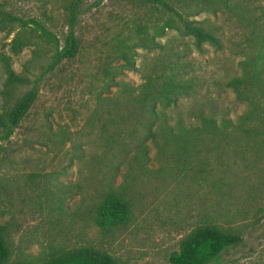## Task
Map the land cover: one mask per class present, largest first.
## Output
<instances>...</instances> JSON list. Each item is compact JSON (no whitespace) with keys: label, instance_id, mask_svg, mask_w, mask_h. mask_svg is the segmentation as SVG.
Returning a JSON list of instances; mask_svg holds the SVG:
<instances>
[{"label":"rangeland","instance_id":"1","mask_svg":"<svg viewBox=\"0 0 264 264\" xmlns=\"http://www.w3.org/2000/svg\"><path fill=\"white\" fill-rule=\"evenodd\" d=\"M0 1L23 17L40 18L63 44L73 0ZM197 1L193 9L215 23L223 46L200 53L174 31L157 36L172 40L163 50L173 48L179 60L172 51L162 52L153 45L155 22L161 15L138 0H78L74 24L78 53L48 70L50 43L36 40L35 46L13 53L9 43L17 29L10 34L0 29V51L10 55L16 71L26 77L11 98L33 86L36 91L25 117L8 138L0 139V221L12 223L10 264L47 247L83 244L111 254L117 264H168L181 239L202 221L240 236L237 245L223 252L222 264H264V190L248 195L235 187L221 196L192 177L173 176L170 152H162L156 160L152 142L148 163L152 169L163 164L166 171H140L131 158L133 142L125 144L130 152L126 155L111 149L104 138L106 116L97 96L104 94L105 69L122 63L123 46L132 47L134 68L115 72L121 83L136 85L161 76L159 60L184 63L183 77L193 79L198 93L181 97L178 105L165 108L167 112L195 120L189 110L203 108L217 117H234L243 109L244 103L224 83L238 71L243 49L238 46L243 42L239 24L220 10L215 16L217 6L208 0ZM186 2L193 1L179 4ZM4 75L0 62V85ZM2 100L0 95V105ZM140 120L122 124L130 130L139 127ZM113 189L128 199L132 213L122 224L100 228L93 221L94 210Z\"/></svg>","mask_w":264,"mask_h":264},{"label":"trees","instance_id":"2","mask_svg":"<svg viewBox=\"0 0 264 264\" xmlns=\"http://www.w3.org/2000/svg\"><path fill=\"white\" fill-rule=\"evenodd\" d=\"M138 1L153 6L161 15L155 22L151 41L162 52L172 51V56L179 57L173 48L163 50L171 39L165 42L157 37L168 34V31L176 32L188 46L192 45L200 53L210 46L216 50L222 48V37L215 23L193 9L197 0L182 6L180 4L184 0ZM208 2L217 6L213 11L215 16L220 10L236 21L241 29L243 42L238 46L243 49L237 59L238 71L224 83L230 87L234 98L244 103L243 109L236 112L234 117H217L203 108L189 110L195 120H186L181 112H167L165 108L178 105L181 97L198 93L193 79L183 77L181 70L184 63L174 59L165 62L159 60L157 67L162 70L161 76L147 78L136 85L121 83L115 78V72L134 68L132 47L123 46L119 51L122 63L109 65L105 69L108 79L104 94L101 92L97 96L98 105L104 109L106 116L103 134L111 149L126 152V155L130 152L125 144L133 142L131 158L137 162L140 171H166L163 164L152 169L148 163L149 142H152L157 149L156 160H159L162 152H170L174 168L169 170L174 172L173 176L192 177L221 196L235 187L250 195L264 190V0ZM69 9L68 32L60 45L40 18L23 17L0 1V29L7 34L17 29L9 43L11 52L18 53L23 47L35 46L36 40H42L52 46L47 70L63 60L75 58L79 50L74 33L78 0L71 1ZM42 15L45 16L46 12L42 11ZM137 30L141 32L138 26ZM31 51L37 54L35 47ZM0 62L5 74L0 85L3 99L0 105V139H6L27 114L36 91L33 86L23 95L11 98L26 77L16 71L11 56L3 51H0ZM19 64L26 66L24 62ZM112 86H115V90L110 91ZM132 118L141 119L137 122L140 128H125L122 122ZM171 172L169 174L172 175ZM131 213L128 199L122 192L113 189L96 204L93 221L100 228H110L128 221ZM11 227L10 220L0 221V264H10L11 261ZM239 242L240 236L235 232L202 221L181 239L178 248L170 253L168 264H222L223 252ZM15 264L117 262L111 254L83 244L70 248L47 247L38 255L22 262L16 261Z\"/></svg>","mask_w":264,"mask_h":264}]
</instances>
